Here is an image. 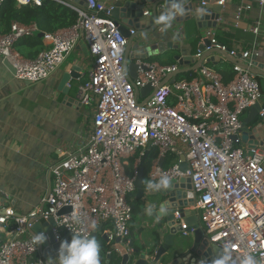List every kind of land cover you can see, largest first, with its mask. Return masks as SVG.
Segmentation results:
<instances>
[{
    "label": "built area",
    "instance_id": "1",
    "mask_svg": "<svg viewBox=\"0 0 264 264\" xmlns=\"http://www.w3.org/2000/svg\"><path fill=\"white\" fill-rule=\"evenodd\" d=\"M15 1L18 5H38L43 0ZM51 1L72 9L76 22L44 33L42 40L49 47L33 60L21 57L14 47L21 39L42 31L34 22H12L9 32L0 35V61H8L17 80L37 83L52 75L81 42L92 67L88 79L77 88L78 102L94 107L92 128L78 154L63 157L50 167L51 188L40 206L24 215H17L10 207L0 208V234L8 237H0V264H47L46 249L34 244L31 230L35 223L51 218L55 242H70L72 235L92 237L99 227L107 225L103 233L108 243H114L113 249L122 257L129 256L132 209L128 199L135 194L137 169L148 143L157 152L148 180L158 181L167 174L172 183L182 178L189 181L204 241L228 249L232 253L230 264H241L246 255L253 256L256 264H264V152L256 149L249 155V150L232 139L241 130L244 112L259 102V84L256 75L238 63L232 65L231 81L224 83L209 65L212 54L203 58L212 48L233 59L238 55L248 59L250 51L228 49L208 29L202 37L203 52L195 56L200 62L191 80L175 78L169 82L182 58L171 65L138 59L136 78L130 80L123 66L127 39L110 17L112 4ZM212 1L225 4V0ZM255 1L264 7V0ZM3 3L0 0V10ZM204 5L200 3V7ZM244 9L249 7L237 9V21ZM252 32L264 35L259 23ZM129 34L135 36L136 31L130 29ZM205 40L209 46L204 45ZM146 85L155 92L140 104L136 91ZM168 154L176 160L165 167ZM180 156L187 165L185 173L179 170ZM130 159L134 161L132 175L126 173ZM64 208L69 210L59 215ZM72 214L79 216V223L68 218ZM174 216L179 218V213ZM150 264H157L154 258Z\"/></svg>",
    "mask_w": 264,
    "mask_h": 264
},
{
    "label": "crops",
    "instance_id": "2",
    "mask_svg": "<svg viewBox=\"0 0 264 264\" xmlns=\"http://www.w3.org/2000/svg\"><path fill=\"white\" fill-rule=\"evenodd\" d=\"M98 1L106 5H114L115 2L123 0ZM192 1L195 5V13H192L189 21L174 20L166 30L162 24H157L154 31L134 37L129 51L131 58H135L138 49L159 44L161 45L159 54L155 56L151 54L144 59L145 62L171 65L176 63L177 58H182L184 60L178 65V71L192 72L195 77L200 62L195 56L199 52L198 47L202 45L204 32L209 29L215 38L219 36L238 53L250 51L248 59H242L238 55L235 59L228 57L230 61L222 54H212L213 58H209L211 61L209 65L221 77L223 75V82L228 79L229 72L233 73L234 63L242 66L247 64L257 71L259 74L256 75V80L260 89L258 104L263 111L264 35L262 33L256 35L252 29L259 23L261 31H264V7L255 0H225L223 6L215 1L214 7H220V13L219 18L215 20L216 26L212 28L207 25L213 22L215 14H208L207 20L206 15L198 17L197 9L202 8L201 0ZM239 7H249V9H244L237 21L235 16ZM143 11V13L147 12L146 9ZM147 17L145 16L146 19ZM197 18L199 21L196 20ZM144 24L146 25L147 21H144ZM27 39L30 38L21 39L14 47V50L26 60H33L38 53L49 47L42 40L40 45L28 48ZM167 43H170L169 47ZM73 67L80 69L76 79L69 76ZM91 67V58L81 42L67 55L65 61L52 75L37 83L17 80L0 61V208L10 207L17 215H24L40 206L42 199L47 197L51 188L50 167L63 157L78 154L85 147L92 128L94 107L79 104L77 88L88 79ZM248 115L249 109L244 112L241 120ZM173 184L176 188L172 189L174 190L172 194L184 191V196L190 195L186 192L187 190L191 192L186 178ZM166 190L150 192L146 188L144 198L139 199L140 205L133 209L129 223L130 241L133 244L131 249L138 250L139 254L131 255L127 264H134L142 253L145 254L149 264L152 262L157 225L165 223L167 216L175 215L171 210V203H168L174 195L169 196V191ZM134 196L135 194L130 196V199ZM185 200L190 201V198L186 196ZM149 205L154 206L152 215H148ZM162 205L166 206V215L159 212ZM193 205L188 208L196 211L201 223L199 211L196 210L195 203ZM201 226L203 228L202 223ZM107 228V225H103L94 237L100 245V264H124L123 257L113 249L114 243L108 241L105 243L102 240L103 232ZM0 237L8 238L3 234H0ZM181 238L184 243L176 251L177 257L164 256L157 264H212L215 258L222 255L221 249L215 244H209V248L203 251L192 252L190 251L192 234ZM202 241H204V232Z\"/></svg>",
    "mask_w": 264,
    "mask_h": 264
},
{
    "label": "water",
    "instance_id": "3",
    "mask_svg": "<svg viewBox=\"0 0 264 264\" xmlns=\"http://www.w3.org/2000/svg\"><path fill=\"white\" fill-rule=\"evenodd\" d=\"M201 2H205V5L202 7L205 11V19L208 14H215L213 22L207 27L214 28L216 26L215 20L219 18L220 7H214V1L212 0H201ZM168 7V0H123L117 1L113 5V9L110 12V17L114 20L115 24L118 26V30L122 34L123 37L127 39V46L125 49L124 63L123 66L125 68V72L130 80H134L136 78V72L138 70V66L136 64V60L145 59L153 54L154 56L159 54L161 45L152 44L136 51L135 58L132 59L129 51L131 47V43L134 37L142 34H148L154 31L157 28L156 19L161 15L162 12L166 11ZM184 7L186 9V14L184 16H177L175 21H189L191 19L192 13H195V5L192 0H184ZM146 9L148 13V19L143 16V10ZM197 21L198 18L196 19ZM207 20V19H206ZM144 21H147V24H144ZM199 25V22H198ZM144 26L147 28L145 29ZM134 29L136 31L135 36H131L129 34L130 29ZM44 36V32H39L37 34V38L42 39ZM205 46H209L210 42L205 40ZM168 47L170 43H167ZM219 44V43H218ZM198 51L203 52V46L198 47ZM211 54H219L222 53L216 48H212L210 53H203V58L211 55ZM226 59L230 61L226 54H222ZM178 59V58H177ZM188 59V58H185ZM184 60V59H183ZM182 60H180L181 62ZM247 61V60H246ZM3 65L10 71V73L14 74V68L8 63V61L4 60ZM247 63V62H246ZM250 73L254 75H258L257 71L248 67L247 64L243 66ZM141 69H144L141 66ZM79 67H73L70 73V78L76 79L79 76ZM182 71H177L173 75L170 76L169 82L172 83L176 76L179 75ZM137 98L140 101V104H144L147 102L152 94L155 92L150 85H146L140 90H137ZM233 141L237 143L242 148H245L248 151L249 155H252V150L260 149L264 152V113H262V108L258 103H255L252 107L249 108V115L245 119L241 121V130L237 136H234ZM151 149L150 143H148L146 151L140 161V164L137 169L134 185H135V197L136 199L144 198V189H143V175L144 169L143 164L148 157L149 151ZM181 163L179 164V170L182 173H185L187 170V165L184 159V156H180ZM163 159H160V165H162ZM175 185L171 184V190L169 188L166 191H169L168 195L173 196L174 199L169 197L168 203H171V210L173 213H179V218H174L171 216H167L165 223H159L157 225V231L154 234V262L160 261L164 256L170 257L173 255L175 258L177 255L175 254L177 250H173V254H171V250L175 245H181L184 243L182 233L192 234V246L190 251L195 252L197 250L203 251L206 248H209V244L205 241H202L203 238V228L199 219L197 217L196 211L189 210L188 207H193L194 205V195L192 192L187 190L186 192L190 193V195H186L190 198V201L185 200L184 191H178L176 194H172V189H175ZM162 192V191H161ZM166 207V206H165ZM69 208H64L59 212L60 214L66 213ZM182 225L185 226V229H182ZM54 226L53 219H49L46 222H38L35 223L32 227V233L34 235H38L40 233H44L46 236V240L43 244H41V249H46L44 252V257L47 259L55 260L58 256V251L61 242H55L54 235L51 231ZM101 227L98 228L100 232ZM95 237V234L92 235ZM102 240L107 243V239L105 235H102ZM183 246V245H182ZM129 247H133L132 242H129ZM218 247V246H217ZM207 251V250H206ZM222 251V250H221ZM136 256L139 254L138 250H132V253L129 256L123 257V263H128V258L133 255ZM205 255V253H204ZM134 264H149L145 259V254L142 253L139 256V260H137Z\"/></svg>",
    "mask_w": 264,
    "mask_h": 264
},
{
    "label": "trees",
    "instance_id": "4",
    "mask_svg": "<svg viewBox=\"0 0 264 264\" xmlns=\"http://www.w3.org/2000/svg\"><path fill=\"white\" fill-rule=\"evenodd\" d=\"M77 19V14L70 8L51 0H43L40 4L32 5H18L15 0H4L0 10V35L9 32L10 24L18 22L21 24L36 23L39 29L44 33H54L61 29L71 27ZM216 41L230 49L229 45L216 36ZM28 48H33L42 43V39L37 38V34L27 39ZM233 72V71H232ZM234 76V73L229 72L228 79L224 82H229ZM223 77V75H222ZM193 78L192 72H182L177 76V79L191 80ZM157 152L151 148L147 159L143 164V189H146V182L148 181V173L151 168V162L156 158ZM133 159H130L129 166L126 169L128 175L133 173ZM134 195V194H133ZM132 215L133 209L138 208L140 200L135 196L129 201Z\"/></svg>",
    "mask_w": 264,
    "mask_h": 264
},
{
    "label": "clouds",
    "instance_id": "5",
    "mask_svg": "<svg viewBox=\"0 0 264 264\" xmlns=\"http://www.w3.org/2000/svg\"><path fill=\"white\" fill-rule=\"evenodd\" d=\"M186 9L184 0H168L167 10L162 12L156 19V23L162 24L164 30L171 26L177 16H184ZM198 17L205 15V9H197ZM172 181L167 174H162L158 181L148 180L146 188L150 192H157L161 189L171 187ZM154 206L149 205L147 208L148 215L153 214ZM159 212L167 214V209L162 205ZM73 223H79V216L72 214L68 217ZM159 216H157V219ZM46 240L44 233L34 235L33 242L36 245L43 244ZM232 253L228 249L222 250V255L215 258L212 264H230ZM47 264H100V245L94 237L72 235L69 241H62L59 247L58 256L55 260L49 259ZM241 264H256V260L251 255L242 258Z\"/></svg>",
    "mask_w": 264,
    "mask_h": 264
},
{
    "label": "rangeland",
    "instance_id": "6",
    "mask_svg": "<svg viewBox=\"0 0 264 264\" xmlns=\"http://www.w3.org/2000/svg\"><path fill=\"white\" fill-rule=\"evenodd\" d=\"M176 160V158L174 157V156H172V155H170V154H168L167 156H166V163H165V167H168V166H170V164H172L174 161ZM130 200H132V198L130 199H128V202L130 201ZM130 203V202H129ZM182 245L183 244H181V245H175L174 244V247L172 248V250H171V254H173V250L175 249V250H178L179 248H181L182 247ZM172 256V255H171ZM170 256V257H171Z\"/></svg>",
    "mask_w": 264,
    "mask_h": 264
}]
</instances>
